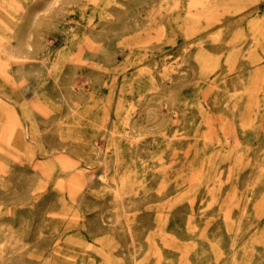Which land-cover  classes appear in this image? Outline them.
Wrapping results in <instances>:
<instances>
[{
	"label": "rangeland",
	"instance_id": "374dc122",
	"mask_svg": "<svg viewBox=\"0 0 264 264\" xmlns=\"http://www.w3.org/2000/svg\"><path fill=\"white\" fill-rule=\"evenodd\" d=\"M0 264H264V0H0Z\"/></svg>",
	"mask_w": 264,
	"mask_h": 264
},
{
	"label": "bare ground",
	"instance_id": "6f19581e",
	"mask_svg": "<svg viewBox=\"0 0 264 264\" xmlns=\"http://www.w3.org/2000/svg\"><path fill=\"white\" fill-rule=\"evenodd\" d=\"M28 45H29V44H28ZM16 56H18V57H22V58H28V57H29V54L26 53V52L21 51V52L17 53ZM13 57H14V56H13ZM52 149H53V148H52Z\"/></svg>",
	"mask_w": 264,
	"mask_h": 264
}]
</instances>
